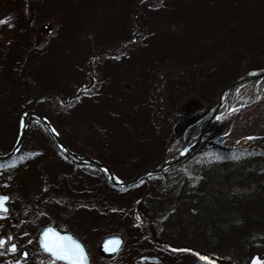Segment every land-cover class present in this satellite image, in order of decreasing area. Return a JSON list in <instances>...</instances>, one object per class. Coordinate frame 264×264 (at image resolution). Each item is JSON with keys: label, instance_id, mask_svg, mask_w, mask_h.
<instances>
[{"label": "rangeland", "instance_id": "rangeland-1", "mask_svg": "<svg viewBox=\"0 0 264 264\" xmlns=\"http://www.w3.org/2000/svg\"><path fill=\"white\" fill-rule=\"evenodd\" d=\"M0 21L1 153L14 146L25 105L48 99L38 110L60 138L125 181L176 153L224 89L264 69V0H0ZM43 23L48 48L25 56ZM263 83L246 81L242 104L194 151L123 189L69 156L84 168L35 158L53 146L32 123L38 133L0 162L10 163L0 187L22 196L58 186L46 210L69 215L59 225L85 243L91 264H264ZM181 114L191 123L175 135ZM113 234L122 250L100 259L99 242Z\"/></svg>", "mask_w": 264, "mask_h": 264}, {"label": "flooded vegetation", "instance_id": "flooded-vegetation-1", "mask_svg": "<svg viewBox=\"0 0 264 264\" xmlns=\"http://www.w3.org/2000/svg\"><path fill=\"white\" fill-rule=\"evenodd\" d=\"M11 1L13 2V0ZM7 27L9 29L11 26H7ZM37 34L39 36V39L36 41V43L32 42V49H30L29 44L25 45V51H24L25 56L29 55L34 51H38L39 49L48 48L47 46L44 45V43H42V39L44 37H48L52 35V32L48 27L47 23H43L41 25L40 29L37 31ZM4 54L5 51H3L0 54V56ZM22 66L23 64L18 65L19 71H21ZM49 97L52 101L55 100L53 98V95H49ZM42 99L41 98L38 99L36 98L34 100L31 99L29 103L32 106L29 108L35 110L36 112L40 113L42 116L47 118V116H45L44 114H42V112L38 110V104L42 101ZM43 101L48 102L49 100L43 99ZM48 121L50 122V120ZM32 123L40 127L39 131L43 132L46 135V137L50 140L53 146L52 148L53 151H50L47 154H43L45 155L44 158L41 155L36 156L35 158L38 159L40 157L41 159H47L50 161L60 160L62 162L70 163L71 165H73L74 168H79V169L84 168L85 164H80L74 161L71 162V160L68 158V155L66 153H63V151H61L59 147L56 146L53 136H51V134L38 120L31 119L29 125H31ZM29 127H28V131L25 133L28 134L27 135L28 137L31 136V134L38 133L37 130L32 131L29 129ZM58 133L59 136L61 137L60 132ZM18 134L19 131H17V135ZM63 142L71 152L82 154L75 151L70 146H68V144L66 143V141H64V139ZM5 153H1L0 151V154L2 155ZM7 164L10 163H0V166H5ZM91 168L94 169L93 167ZM97 171L101 172L98 169ZM48 178L49 177H47V179ZM64 180L65 179L62 178V180L60 181H64ZM112 187L116 189L114 186ZM56 188H58V186H53L52 183L51 186L48 187V189L45 188L40 190V194L38 195V191L35 193L34 188L31 187L29 191L28 189H26L25 193L22 196H16L11 192V190L8 187L5 186L0 187V198H7L4 204V207L7 209V211L0 212V242H3V245L0 246V264H67L66 261H61L57 259L51 253L46 252L42 247L43 245L41 241L44 239V233L49 231L50 233H53L52 232L53 230H55V235L57 234L70 235L74 240L81 243L88 255L89 258L88 264H91L90 255L85 243H83V241L75 237L70 229L59 225V224L62 225L69 224L70 222L69 215L50 214V212L49 211L47 212L46 210V204L44 202L45 198L48 196H53V191ZM78 192L80 193V191ZM113 235H109L108 237ZM105 238L103 237V239H101V241L98 244V253L99 255L102 256V258L100 259L112 260L114 256H116L118 253L114 255L106 256L103 253V251L100 249L102 241ZM49 240L54 242L55 236H52L50 234ZM60 243L67 244V242L65 241H60ZM13 246H15V251H12ZM168 252L169 251H167L166 254H168Z\"/></svg>", "mask_w": 264, "mask_h": 264}, {"label": "water", "instance_id": "water-1", "mask_svg": "<svg viewBox=\"0 0 264 264\" xmlns=\"http://www.w3.org/2000/svg\"><path fill=\"white\" fill-rule=\"evenodd\" d=\"M262 77H264V70H263V71H260V72H258V73H256L255 75H252V76H245V77H243L242 79L233 82L229 87H227L226 89H224V90L221 92V94H220V96H219V100H218V104H217V106H216V107H215V108H214V109H213L208 115H206V116L202 119L201 123H200L199 126H198V130H199V133H200V137H198L197 143H199V142L201 141V137H202L203 131H204V130H205V129H206V128L212 123V122H214L215 120L219 119L218 113H219V109H220V107H221V103H222V101L224 100L225 93L228 92V90H231L233 87H235V86H237V85H240L241 83H245L246 81H251L252 79H260V78H262ZM32 116H35V117H37L39 120H41V121H42V122L48 127V129H49L51 132H53L51 126H50V125H49V124H48V123H47V122H46L41 116H39V115H37V114H35V113H33V112H27V113H25V114L23 115V117H22V119H21V125H22L21 131H22V132L25 131V127H26V125H27V123H28V118H29V117H32ZM54 135H55V134H54ZM55 136H56V135H55ZM55 138H56V137H55ZM56 140H57L59 146L63 149V151H64L69 157H71V158H73V159H76V160H79V161H81V162L90 163V164H92V165H94V166L100 168V169L103 170L105 173H107L108 178H109V181H110L112 184H114V185H118V186H127V185H129V184H132V183L136 182L138 179H140L141 177H143V176H145V175H150V174H156V173H159V172H161L166 166H168V165H172V164L176 163L178 160H180V159H178V160H176V161L163 162L158 168L145 170V171H143L142 173L138 174L134 179H132V180H130V181H124V182H123V181H119V182H118V181L115 180L114 175L112 174L111 170H110L107 166H105V165H103V164H101V163H99V162H97V161H94V160H92V159H90V158H87V157H84V156H79V155H76V154H73V153L69 152V151L67 150L66 146H65V145H64V144H63L58 138H56ZM21 141H22V137L18 139V142H17V144H16V146H15V148H14V150H13V152H12L11 154H13V153L18 149V147H19L20 144H21ZM196 145H197V144H195L193 147L189 148V149L187 150L186 153L191 152V151L195 148ZM186 153H183V154H182V157L185 156ZM11 154H9V155H7V156H5V157H0V160H4V159L8 158ZM56 234H57V233H56ZM56 236H59V237H67V238H69L68 240H65V242H67V243H69L70 241H71V242L78 243V242H76V241H73L72 238H71V236H68V235L61 236V235H58V234H57ZM112 242H118V246H114V244H113ZM41 243H42V245H43L42 247L44 248L45 239H43ZM78 244H79V243H78ZM122 244H123V241H122V239H121L120 237H111V238H107V239H105V240L103 241V243H102L100 249L103 250V251L105 250V253H115L116 251H118V250L121 248ZM79 245H80V244H79ZM80 246H81V245H80ZM81 248L83 249L82 246H81ZM44 249H45V248H44ZM45 251H47V250H45ZM47 252H49V251H47ZM83 253H84V259H83L81 262H79V263H80V264H87L88 259H87V256H86V253H85L84 249H83ZM55 257H56V256H55ZM66 261H67L69 264H74V263L77 264V262H74L73 260H66ZM254 261H256V260L254 259ZM254 261H253V264H254Z\"/></svg>", "mask_w": 264, "mask_h": 264}, {"label": "snow or ice", "instance_id": "snow-or-ice-1", "mask_svg": "<svg viewBox=\"0 0 264 264\" xmlns=\"http://www.w3.org/2000/svg\"><path fill=\"white\" fill-rule=\"evenodd\" d=\"M6 21H0V23H4ZM7 198H0V212H6L7 209L4 207L5 201ZM55 236V241H50L49 236ZM44 248L45 250L52 252L53 255L57 257V259L61 260H73L74 262H81L84 259L83 249L78 243L69 242L67 244L60 243V241L68 240L67 237H58L55 233L45 232L44 233ZM114 246H118V242H112ZM3 245V242H0V246ZM12 251H15V246H13ZM254 264H262L260 261H254Z\"/></svg>", "mask_w": 264, "mask_h": 264}, {"label": "bare ground", "instance_id": "bare-ground-1", "mask_svg": "<svg viewBox=\"0 0 264 264\" xmlns=\"http://www.w3.org/2000/svg\"><path fill=\"white\" fill-rule=\"evenodd\" d=\"M236 90H233V91L230 92L229 97H228L229 100L227 101V103H223V105L221 106L220 111H219L218 114L224 113L225 109H227V110L230 109L233 106L234 103L235 104H240V103L242 104V102H243L242 100L237 102L238 98H236L237 97ZM255 91L256 90L253 89L249 95L254 94ZM189 133H190V135L188 137V140H187V143H186V147H189L190 145L195 143V141L197 139L196 128L195 129L193 128V130L191 129V131ZM177 158H178V153L177 152L174 153V154H171L169 156V160H174V159H177Z\"/></svg>", "mask_w": 264, "mask_h": 264}, {"label": "trees", "instance_id": "trees-1", "mask_svg": "<svg viewBox=\"0 0 264 264\" xmlns=\"http://www.w3.org/2000/svg\"><path fill=\"white\" fill-rule=\"evenodd\" d=\"M180 119H183L184 121L182 123H180L179 122ZM190 123H191V119L186 120L185 114H181L178 116L174 115V132H175V135H181L184 132V130L189 126ZM263 146H264V144L262 145V147Z\"/></svg>", "mask_w": 264, "mask_h": 264}]
</instances>
